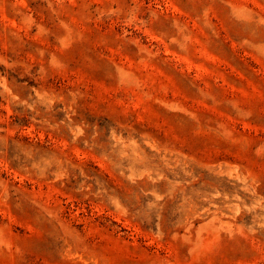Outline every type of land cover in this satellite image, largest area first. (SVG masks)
<instances>
[{
    "label": "rangeland",
    "instance_id": "1",
    "mask_svg": "<svg viewBox=\"0 0 264 264\" xmlns=\"http://www.w3.org/2000/svg\"><path fill=\"white\" fill-rule=\"evenodd\" d=\"M0 264H264V0H0Z\"/></svg>",
    "mask_w": 264,
    "mask_h": 264
}]
</instances>
